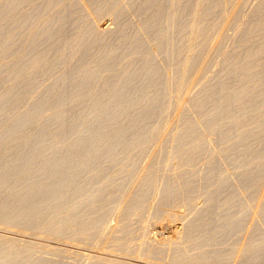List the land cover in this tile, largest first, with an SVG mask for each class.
I'll list each match as a JSON object with an SVG mask.
<instances>
[{
    "label": "rangeland",
    "instance_id": "rangeland-1",
    "mask_svg": "<svg viewBox=\"0 0 264 264\" xmlns=\"http://www.w3.org/2000/svg\"><path fill=\"white\" fill-rule=\"evenodd\" d=\"M0 13V92L17 84L19 79L9 77L8 72L15 59L22 62L23 56L30 53L36 62L23 69L18 67L23 77L20 80L30 86L22 89L27 104L46 94V99L51 98L52 93L47 91L56 85L96 87L93 77L88 80L89 75L71 78L66 85L57 81L79 60L96 66V49L101 44L115 48L110 55L114 57L127 47L133 49L135 26L144 20H151L152 26L141 33L144 50L127 64L130 73L141 70V60L154 58L155 68L166 67L169 83L165 110L152 134L112 132L99 135L103 140L96 148L67 149V144L56 148L26 145V139L13 137L25 134L0 131L1 139L12 137L0 140V264H264V214H259L264 212V179H260L264 173L253 182L237 180L236 176L245 178L253 169L254 165L243 163L263 152L264 129L252 139L253 150L237 158L234 166L225 165V161L224 166L223 161L214 163L223 159L226 149H217V130L198 127L200 133L182 134L185 115L194 114L187 105L201 98L205 88L238 90L246 85L244 74L225 65L228 60L233 63L243 57L239 39L247 27L264 23V0H0ZM61 36L68 42L82 38L77 49L71 48L65 54L73 58L63 63L58 61L63 41L61 44L57 39ZM263 41L264 28L250 43ZM42 57L48 60L44 65ZM126 67H120L119 75ZM254 67H264V51L248 63V69ZM109 73L101 75L99 87L110 86L116 80L123 83ZM157 79L154 74L147 79L128 78V87L157 86ZM254 85L264 87V68ZM6 104L9 118L1 122L3 127H8L10 118L21 111L12 101ZM67 106L64 125L50 129L45 134L47 141L58 139L82 108L78 103ZM207 108L209 105L204 103L202 109ZM50 113L46 110L44 114ZM141 127L142 123L137 129ZM142 135L146 136L144 140ZM133 137L136 139L132 141ZM121 138L126 144L122 149L117 142ZM233 150L237 151V146ZM78 153H90L94 159H73ZM37 156L57 158L53 165L34 164L39 162L34 161ZM211 168L219 177L213 184L234 186L206 187L210 180L204 179L205 172ZM55 176L65 177L66 184L57 181L61 186L53 189L51 177ZM242 183L259 187L236 186ZM32 184L35 190L46 192L33 194V189L27 190ZM49 192L62 203L73 197L74 202L81 201L80 207H70L74 214L58 205L57 210H45ZM78 192H84L87 198L81 200ZM90 192L94 194L88 195ZM29 204L34 209L26 214ZM20 208L28 210L19 216ZM235 209L251 212L247 223L242 216L231 215ZM50 214L53 217L47 223ZM210 240L215 244L211 248L207 244ZM203 253L208 256L203 257ZM192 254L195 259H188Z\"/></svg>",
    "mask_w": 264,
    "mask_h": 264
},
{
    "label": "bare ground",
    "instance_id": "bare-ground-1",
    "mask_svg": "<svg viewBox=\"0 0 264 264\" xmlns=\"http://www.w3.org/2000/svg\"><path fill=\"white\" fill-rule=\"evenodd\" d=\"M60 20H63V17H61ZM162 22L163 20H161L159 24H161ZM76 24H78V22L75 23L74 25L76 26ZM136 26H135V34H134V42H133L135 46L133 49L131 48L128 49L129 47H127L123 49L121 53L117 55V57H114L110 55H113L115 48H112L109 45L101 44V46H98L96 49V66L89 65V64L86 65L85 62H83L82 64L81 60H79L72 66V68L77 69L76 73H75V70L70 68L71 67L70 65L68 68V71L65 74L62 73V75L59 76L60 79L57 81L58 84L60 83V85L62 84L66 85L68 83V80H71V78L79 77L80 79H82L83 77L89 75L87 77L88 80L91 77H93L96 81L93 85L96 87H87V85L86 87L82 85H79L78 87H72L70 85L68 87L67 86L66 87L64 86L56 87L57 86L56 85L55 87L54 86L49 87L47 91L49 93H52L51 98L46 99L47 97V94H46L45 96L41 97L37 101L27 104L26 97L23 96L22 89H24L25 87H30V86L26 84L25 80H20L23 77H22L21 71H18L19 70L18 67L22 66V69H23V67L32 66L36 61L34 57L30 56V53L23 56L24 58L22 59L24 60L22 62L20 61V58L15 59V64L13 68L10 70V73L8 72V76L11 78L13 77V79L15 78L19 80L13 88L6 90L4 92H0V131H2V133L14 132L16 134L17 133L25 134L22 136H13V137L14 139H18L17 137H20V139H26V141L28 142V143H24L26 145H29V144H32L33 146L35 145L44 146L45 145V146L56 148L57 146L61 144H67V149L96 148L97 146H100L102 144L101 142L103 140V139H100L102 137H98V136L102 134H109L112 132H114L115 134L116 133L123 134V133H126L127 131L129 132L128 134H133V133L152 134L154 133L155 129L158 126L159 118L162 112L165 110L164 109L165 106L163 104L164 95L166 93L167 87H169V83L167 84V75L165 73L166 67H164L163 65H160L159 68H155L154 66L155 61H152L154 58L153 59L145 58L144 61L141 60L139 62V68L141 67V70H139L138 72L135 70L136 72L133 71L132 73H130L131 67H128L127 64L131 62L132 57L136 56L137 54L139 55V53L142 50H144L143 45H141L142 44L141 33L146 28H149L152 26L151 20L149 21L144 20V22H141V24L136 25ZM262 28H264V23L255 24V26H252V25L248 26L247 29L245 30V34H243L242 37L239 39V45L241 44V46L243 47V52H244L243 57L241 59H238V61H233V63L232 61L228 60L225 65V67L227 68L232 66V68H234L235 71L239 72L240 74L241 73L244 74L245 79H246L245 81L246 85H244L238 90H234V89L231 90L228 87H216L215 90H213V87H207L205 88L203 92V96L201 98L191 101L190 105L189 103L187 105L192 111V113H194L193 114L194 116L191 115L192 117H189L187 114L185 115L184 122H183L184 127H183V132H182L184 136L187 134V132L198 133L199 132L198 130L200 127H202L201 128L202 130H205L203 128H206V130H212V131L217 130V132L220 135L219 136L220 144H217L218 145L217 149L219 152L223 149V147H225L226 149H225V153H223L224 154L223 157L221 156L223 159L221 161L216 160L214 163L220 164L223 161L222 163L223 165L225 161L226 163L225 165L230 164L234 166L236 164L235 160H237V158L244 156L247 151L251 152L253 150V146L255 144L252 143V139H255L254 136L255 134H257L258 131H261L262 129H264V87L258 88V87H255L254 85L255 78L259 76L260 72H262L264 67H261V68L254 67L252 69L250 68L248 69V63L258 53L264 51V41L263 43L256 44V45L250 43L251 38ZM160 29L162 31V28ZM181 31H183V28L181 29ZM160 32H158V34H160ZM57 40L61 44L63 41L61 56H60V59L58 60L60 63H63L65 61L68 62L73 58L71 57L72 55L65 56V54L71 48H73V50L77 49V43L80 40H82V38L77 39L76 37L68 42L66 39L62 40V36H61V38H58ZM83 47L84 46H82V48ZM2 52L3 51L0 52V57H2V54H1ZM45 53H43V55ZM6 55H10V54H6ZM102 58H105L106 62L102 63L101 62ZM46 61L48 60L42 57L41 59L42 65L47 63ZM119 64L120 65L122 64V66H127L126 70L124 71L122 75H119L120 67H122V66H119ZM114 65H117L116 69H114L115 67ZM87 71L88 73L84 74ZM11 72H14V76L12 75L13 73ZM104 72H110L109 75L112 74V77L118 80L122 79L123 83H116L117 82L116 80L114 84L112 85L108 84L110 86H107L106 84L103 87H99L100 86L99 79ZM155 72H158L160 74L157 75L155 74ZM15 74L17 76H15ZM153 74L154 76L158 77L156 81H158L159 84L157 86H153L152 84V86L148 85L147 87H140V86L128 87V81H127L128 78L147 79L151 77ZM7 101H12L14 106L21 107V111L18 116L10 118L11 119L9 121L10 125L8 127L6 126L3 127L1 126V122L9 118L8 117L9 108L6 104ZM70 103H78L79 105L82 106V108H80L74 114V117H75L74 123L68 126L61 133L58 139L54 141H47L45 134H47L50 131V129L53 130L55 128L62 127L64 125V122L67 116V107H68L67 105H69ZM204 103H207L209 105V108L202 109ZM46 110H50L52 113H50L49 115H45L44 113ZM154 111L157 113L155 115L154 114L152 115L151 113ZM186 112L189 114V109ZM195 117H196V120H195ZM125 119H128L127 123L122 124L125 121ZM194 121L196 122L199 121V122L196 123ZM140 123H142V127L141 129H137V126ZM199 123L201 126H199ZM223 127H227V129L223 130ZM145 137L142 135L141 139L143 138L144 140ZM7 138H12V137H5L2 139L0 138V140L7 139ZM116 139L114 138V140ZM133 139L135 140L136 138L135 137L131 138L132 141ZM117 142H119L122 145L121 149L126 146V144H122L123 143L122 138L119 139ZM127 143H130V142H127ZM106 146L107 145H104V147ZM113 146L114 145H108V147H113ZM116 146H118V144H116ZM138 146H139V143H138ZM235 146H237L238 148L237 151L233 150ZM202 148H204V144L202 145ZM77 155L80 157L77 156L76 158H73V159H76L79 161L80 160L89 161L91 159H94V156L90 155V153H81V154L78 153ZM34 158H35L34 161H39L34 164L44 165V164H50L52 162V165H53L55 164L54 161H56L55 159L57 157L41 158L40 156H37ZM63 160H66V159H63ZM12 165H15V164H12ZM251 165L252 166L254 165V166L252 167L253 169L251 170L250 174L247 177L241 178V174H236L238 178L236 179L237 180L244 179V180H248L251 182L259 180L260 174L264 173V150L261 154L258 152L257 155L250 157L248 161L246 162V165L245 163H243V166L248 167ZM255 165H258V166L255 167ZM209 170L207 169V171L205 172L206 175L204 176V179L210 180L209 184H205L206 187L209 188L213 186L215 187L225 186L229 188L230 185L231 187L234 186L232 184L228 185L225 183L213 184V182L218 180L219 177L218 176L216 177L215 175L216 171L214 168H211L210 171ZM51 178H52V181L55 182L54 188L52 187L53 189H58L61 186L56 183L57 181L63 182V183L65 182V177L60 178V177L55 176ZM260 179L262 180L264 178H260ZM222 181H224V179ZM256 185H259V184H243L242 183L236 186L238 187H259ZM28 189H33L31 190L32 192H34L33 194H35V192L38 193L39 191H44V190H41V188L35 190L33 184L31 187H27V190ZM45 192L46 191H44V193ZM211 192L213 191L211 190ZM49 193L51 195L50 198L44 197L45 199L49 198V200L46 201L45 206L47 207L44 208L45 210L49 209L50 207H51L50 209H52V207H56L55 205H58L60 207L61 206L67 207V209L65 210L68 213L72 212L74 214V212L72 211V208L70 207H72L73 205H74L73 209H77L80 207L79 204L81 203V201L74 202L73 197L72 199L69 198L68 201H64V203H62L61 199L59 197H56L53 192H49ZM82 193L84 192H81V193L78 192L76 194L77 197L78 196L81 197V200L83 198H87V196L83 195ZM90 194H94V192L88 193V195ZM172 194H175V193H172ZM83 206L86 207V204L85 205L83 204ZM28 208L30 209L26 214H31L34 209V205L32 206V204H29ZM27 210L28 209L20 208L17 210V214L20 216L22 213L26 212ZM55 210H57V207ZM235 210L236 211L234 212H230L231 215L237 214L239 216H242V220L244 221V223H247L248 222L247 220L250 219L249 215H251V212L248 213L247 211H244V210L242 211L238 209H235ZM51 214H55V213L52 212ZM51 214L47 216V219H46L47 223H51V220H52L51 217H53V215ZM57 214H59V212ZM245 214H247L248 216ZM257 214L258 213H255L254 215H257ZM259 214H264V212L259 213ZM13 221L16 222V220H13ZM251 221L254 224V219H252ZM205 233H208V231H205ZM210 242L211 243H207V244H210L211 245L210 248H211L212 245H215V244L213 243L212 240H210ZM193 254L188 256V259H195V256ZM203 254H202L203 257L208 256L205 253Z\"/></svg>",
    "mask_w": 264,
    "mask_h": 264
}]
</instances>
